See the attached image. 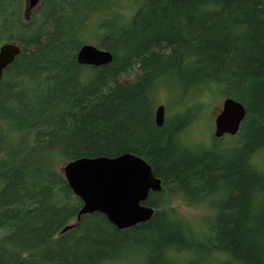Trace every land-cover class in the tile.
<instances>
[{"label":"trees","instance_id":"trees-1","mask_svg":"<svg viewBox=\"0 0 264 264\" xmlns=\"http://www.w3.org/2000/svg\"><path fill=\"white\" fill-rule=\"evenodd\" d=\"M25 9V0H0V46L21 49L0 82V264H264V171L254 163L264 149V0H41ZM84 44L112 62L79 64ZM162 89L180 109L158 127ZM227 98L246 108L233 142L213 135L189 149L186 129ZM126 153L163 182L145 203L152 218L128 229L98 212L77 222L83 202L60 166ZM174 195L213 198L205 228L176 213Z\"/></svg>","mask_w":264,"mask_h":264},{"label":"water","instance_id":"water-1","mask_svg":"<svg viewBox=\"0 0 264 264\" xmlns=\"http://www.w3.org/2000/svg\"><path fill=\"white\" fill-rule=\"evenodd\" d=\"M41 0H28L29 10H35ZM21 53L18 44L0 46V82L4 71ZM113 55L93 44H84L79 50L77 62L86 66H104L111 63ZM166 109L159 105L155 112L158 127L165 123ZM246 118V108L240 102L223 100L221 112L215 119L214 136H236ZM62 173L70 188L82 202L77 222L82 215L95 212L106 216L118 229H128L152 218L155 209L145 203L150 192H160L162 181L156 177L152 167L143 158L126 153L115 158H82L65 164ZM66 226L61 233L72 229Z\"/></svg>","mask_w":264,"mask_h":264},{"label":"rangeland","instance_id":"rangeland-1","mask_svg":"<svg viewBox=\"0 0 264 264\" xmlns=\"http://www.w3.org/2000/svg\"><path fill=\"white\" fill-rule=\"evenodd\" d=\"M26 3V9L25 13L27 15L30 14L29 10V3L28 0H25ZM133 73H131V76H129L130 79L134 78ZM128 78V77H127ZM176 80L174 77L168 78L167 81H165V86L174 87L176 85ZM223 100L224 99H218L215 101L208 109V111L205 113L204 117H202L199 120H195L185 131L183 135V141L184 143L189 144V149L191 147L192 150H197L202 148H206L210 146V141L212 139V136L215 131V119L217 115L221 112L222 106H223ZM176 100L174 99V96L162 89L159 91L157 95V105H164L166 108V118H170L172 115H174L175 111L177 112V108L175 105ZM224 142L231 143L233 142V138L230 136H227L223 139ZM254 163L258 164L261 169L264 171V149L259 151L257 155L254 157ZM65 165L60 166L59 169L62 170V168ZM60 170V171H61ZM62 172V171H61ZM213 199V198H212ZM210 199V200H212ZM210 200H204L203 202L199 203H191L187 200H185L184 196L181 195H174L171 198V206L173 209H175L176 213L181 216L184 220H186L195 230H200L205 228L204 221L207 220V217L211 216L212 211H210V206L208 201ZM76 223L75 221L73 222ZM184 257H189L190 259L195 258L196 254L189 250L188 254L184 255Z\"/></svg>","mask_w":264,"mask_h":264},{"label":"flooded vegetation","instance_id":"flooded-vegetation-1","mask_svg":"<svg viewBox=\"0 0 264 264\" xmlns=\"http://www.w3.org/2000/svg\"><path fill=\"white\" fill-rule=\"evenodd\" d=\"M5 44H6V43H5ZM2 45H4V44H2ZM2 45H1V46H2ZM174 115L176 116V112L174 113ZM165 120H166V117H165ZM226 137H227V136H225L224 138H226ZM222 139H223V138H222ZM161 181H162V180H161ZM162 185H163V182H162ZM150 194H151V192H150ZM150 194H149V195H150ZM147 200H148V199H147Z\"/></svg>","mask_w":264,"mask_h":264}]
</instances>
